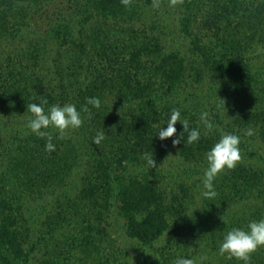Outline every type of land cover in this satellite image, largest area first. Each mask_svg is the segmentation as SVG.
<instances>
[{"label": "trees", "instance_id": "1", "mask_svg": "<svg viewBox=\"0 0 264 264\" xmlns=\"http://www.w3.org/2000/svg\"><path fill=\"white\" fill-rule=\"evenodd\" d=\"M43 2L0 0V38L14 37L24 25L29 15L25 4ZM145 2L152 5V0ZM180 3L181 31L190 38L192 49L200 58L199 68L193 69L195 73L199 78L206 72L224 80L234 96H249L257 84L250 61L256 51L264 49V0ZM82 9L85 23L93 21L82 37L78 32L73 38L70 26L57 25L52 31L53 38L63 47L54 59L55 83L46 84L31 64L8 58L0 63V116L31 114L27 105L43 100L48 102L45 110L53 104L72 103L81 111L84 122L78 130L89 150L81 187L70 200L71 205L66 206L69 212L63 207L57 216L45 219L47 230L32 240L27 207L45 193L65 186L77 153L67 140L55 135L56 148L52 152L45 150L46 138L36 135L12 141L0 138V167L5 169L0 180V264H117L114 249L109 244L106 248L93 246L87 234L97 229L94 234L107 239L105 224H100L112 197L126 221L129 238L148 247L163 238L161 246L145 254L139 264H174L178 257H189L185 251L190 244H199L202 239L222 241L232 227H246L249 221L264 218V168L236 166L222 178L216 197L210 202L205 200L207 210L196 207L197 212L201 211L199 216L195 210L186 213L182 195L174 193L167 198L153 182L123 175L126 164H145L144 152L152 153L156 162L171 150L185 160H201L217 138L213 134L210 138L202 125L188 120L190 129L201 131L198 143L188 145V133L184 132V144L173 146L172 140L183 131L179 121L177 133L161 141L156 133L160 127H167L165 123L176 107L168 97L185 79L183 59L176 53L163 54L155 37L128 25L135 14L132 3L125 7L120 0H83ZM107 19L128 26L109 24ZM88 97H99L100 107L88 105ZM108 98L135 103V107L130 112L117 113L106 105ZM263 102L262 93L251 95L236 112L235 122L244 131L255 130L264 143ZM84 106L88 111H83ZM98 131L105 133L100 145L92 142ZM252 198L259 204L242 208L247 209L242 218L233 221L223 215L230 206ZM80 208L91 214L96 209L93 221L98 225L93 227L91 220L85 219L84 228H80L69 247L63 242L58 248L49 249L52 234L70 218L78 217L80 212L74 209ZM220 216L225 217L223 226ZM72 242H78L75 248L83 247L88 256L91 251L99 253L100 262L86 263L68 254L66 248L72 249Z\"/></svg>", "mask_w": 264, "mask_h": 264}, {"label": "rangeland", "instance_id": "2", "mask_svg": "<svg viewBox=\"0 0 264 264\" xmlns=\"http://www.w3.org/2000/svg\"><path fill=\"white\" fill-rule=\"evenodd\" d=\"M131 3L135 14L132 18V23L128 25L135 29L146 31L149 35L155 37L162 48L163 54L176 53L184 61L186 70L184 82L168 97L173 105L176 106L175 108L180 109L181 114H185L188 120L199 125H202L199 120L200 112L207 111L209 119L216 126L211 133H207L210 138L213 134L218 140L222 133H235L241 137L239 145L241 159L236 166L243 165L254 169H263L264 143L260 141L255 130H253V135H246V131L236 125L235 119L236 112L242 108L245 100L250 98L251 95L253 96L260 92L264 96V49L256 51L250 61L252 72L257 80L256 87L248 92V98L234 96L224 80L213 77L206 72L199 78V75L193 70L199 68L200 58L193 51L190 38L181 31L180 19L183 7L180 2L173 6L170 5L169 0H164L161 2L159 9H154L145 0H132ZM82 4L83 0H44L40 5L25 4L29 15L24 25L15 33L14 37L8 39L0 38V63L5 62V59L8 58L9 60L12 59L11 61L13 62L17 60L18 62L31 64L34 71L46 84L55 83L54 59L56 54L63 50V47L53 38L52 31L57 25L70 26L73 38L74 36L76 37L78 32H80L82 37L84 29L87 31L89 26L93 25V21L85 23ZM107 22L109 24L128 26L121 21L112 22L107 19ZM60 29L63 30L61 27ZM18 67L22 68L21 66ZM105 103L117 113L130 112L135 107V103L123 102L117 99L108 98ZM261 106L264 107V102ZM30 116L31 114L20 113L1 115L0 138L4 141L15 138L20 140L26 138V136L35 135L27 128ZM49 131H52L56 137L58 136L55 130L50 128ZM63 140H67L75 149L77 159L64 187L56 188L51 194L49 192H47L48 194L45 193L37 202L27 207V220L32 240L40 238L41 234L47 230L44 225L45 219L57 216L63 207L69 212L66 206L71 205L70 200H74L73 196L81 187L80 178L86 169V163L89 158L88 146L78 128L66 131ZM206 166V156L201 160H185L177 151L171 150L164 159L156 162V167L154 168L149 169L146 164L141 163H128L121 172L126 176L153 182L167 198H170L174 193L182 195L187 204L186 213L191 214L199 206L201 209L207 210V207H204L205 200L211 201V199L204 198L201 195L203 170ZM4 171V166L0 167V180L4 177ZM231 171L232 169L225 168L216 177L214 181L216 192L220 187L219 185L223 182L222 178ZM258 204V201L252 198L230 206L223 215L235 221L234 219L237 220L240 216L242 218V214L247 210L242 208ZM108 209L107 212L103 213L100 225L105 224L109 242L107 239H101L100 235L94 234L97 229L87 233L89 236L88 241L93 246L99 244L105 248L109 244L114 249V258L117 264H139L145 254L154 252L161 246L163 238L148 247L127 236L126 221L119 213L115 197L110 199ZM196 210L195 212H197ZM74 211H79L80 215L70 218L61 228L56 229L52 237L49 238V249L58 248L57 246L63 244V242L64 246L69 247L71 240L77 238L80 228H84L85 219L91 220L90 224L93 227L98 225V222L93 221V214L97 212L96 209L92 210L94 212L92 214L83 208H80V210L74 209ZM81 213H84V215ZM200 213L201 211L199 212L198 210L197 215L199 216ZM73 215L74 213H70V216ZM225 217L220 216L219 223L221 226L224 225V222L226 223ZM215 230H218V228ZM215 230L214 232H216ZM85 231H87V228ZM81 236L83 234H80ZM213 239H217V241L202 239L199 244H196V242L195 244H190L191 246H188L187 251H185L187 256H189L188 258H194L197 264H243L242 261L229 257L227 254L221 255L218 251L221 241L218 238ZM75 246H78V242L76 244L73 243L72 249L66 248V251H69L68 254H74L75 257L86 263L91 260L100 262L99 253L91 251V255L88 256L87 253L85 254L83 247L78 250V247L76 249ZM262 254H264V247H260L256 252L252 253L251 264H264V258L262 259L263 261L260 258ZM226 260L229 261L225 262Z\"/></svg>", "mask_w": 264, "mask_h": 264}, {"label": "clouds", "instance_id": "3", "mask_svg": "<svg viewBox=\"0 0 264 264\" xmlns=\"http://www.w3.org/2000/svg\"><path fill=\"white\" fill-rule=\"evenodd\" d=\"M120 2L125 7H129L132 0H120ZM178 2L180 0H169L170 5L173 6ZM152 7L159 9L161 7V0H152ZM86 101L88 105L96 108H99L101 105L99 97H88ZM47 103V100H43L39 104L33 102L27 105V111L31 113L27 128L36 136L46 138L45 150L52 152L55 150L56 145L53 143V133L49 131L50 128L58 133V139H63L66 131L80 128L84 121L81 111L72 103H65L63 105L53 104L45 110L44 105ZM83 111H88L87 106H84ZM199 120L206 134L211 133L216 127L214 122L209 119L207 111L200 112ZM178 121L182 124L183 131L177 138L172 140L173 146L181 142L184 144V132L188 133L186 137L188 145L198 143L201 139L200 129H190L188 119L182 117L181 111L178 108L171 110V114L165 123L167 127L162 126L159 128L156 133L159 139L163 141L166 138L173 137L177 133L176 124ZM246 135H253V129H247ZM104 139L105 133L98 131L93 137L92 142L100 145ZM240 143L241 137L239 135L235 133H222L220 138L207 150L205 154L207 166L203 170L202 178V197L208 199L215 198L217 192L214 181L225 168L233 169L237 162L240 161ZM142 159L149 169L156 167V160L152 153L144 152ZM260 247H264V218L251 220L246 227H232L224 234L218 251L221 255L227 254L229 257L242 261L243 264H251L252 253L256 252ZM174 264H197V261L194 258L178 257L175 259Z\"/></svg>", "mask_w": 264, "mask_h": 264}]
</instances>
